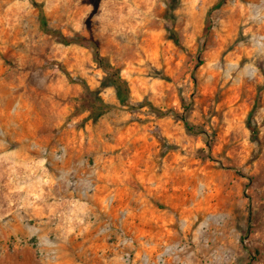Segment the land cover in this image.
Returning a JSON list of instances; mask_svg holds the SVG:
<instances>
[{
  "label": "rangeland",
  "instance_id": "1",
  "mask_svg": "<svg viewBox=\"0 0 264 264\" xmlns=\"http://www.w3.org/2000/svg\"><path fill=\"white\" fill-rule=\"evenodd\" d=\"M260 21L264 0H0V264H264Z\"/></svg>",
  "mask_w": 264,
  "mask_h": 264
},
{
  "label": "trees",
  "instance_id": "2",
  "mask_svg": "<svg viewBox=\"0 0 264 264\" xmlns=\"http://www.w3.org/2000/svg\"><path fill=\"white\" fill-rule=\"evenodd\" d=\"M40 10H41L40 11L41 24L42 26H45L46 25L45 14L42 8ZM95 56L98 62L100 63V65H102L103 67L110 68V66L105 62V59L101 56V53L98 48H96ZM113 84L116 86L118 99L122 104H126L130 92L127 82L118 75L117 79H114ZM83 106L86 110H89L91 116L94 118H98L99 116L107 113L108 111H110L112 108L115 107V105L105 102L100 97H94V101L84 102ZM250 127L252 129V132L255 135H257V130L251 123H250Z\"/></svg>",
  "mask_w": 264,
  "mask_h": 264
},
{
  "label": "bare ground",
  "instance_id": "3",
  "mask_svg": "<svg viewBox=\"0 0 264 264\" xmlns=\"http://www.w3.org/2000/svg\"><path fill=\"white\" fill-rule=\"evenodd\" d=\"M259 14V13H258ZM261 17V16H260ZM255 21V20H254ZM259 24L261 25V21L260 22H257L256 24H254L255 25V35H260V34H262L263 36H264V25L261 27V26H259ZM257 25V26H256ZM263 38V37H262ZM261 38V39H262ZM264 40V39H263ZM262 40V41H263ZM264 42V41H263ZM262 44V43H261ZM264 44H262V46H263Z\"/></svg>",
  "mask_w": 264,
  "mask_h": 264
}]
</instances>
